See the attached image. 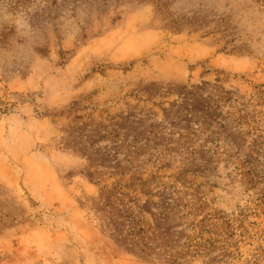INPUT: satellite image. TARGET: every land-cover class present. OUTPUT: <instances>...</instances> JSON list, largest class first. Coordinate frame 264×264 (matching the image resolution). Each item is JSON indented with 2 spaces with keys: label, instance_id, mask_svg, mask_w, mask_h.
Listing matches in <instances>:
<instances>
[{
  "label": "rangeland",
  "instance_id": "374dc122",
  "mask_svg": "<svg viewBox=\"0 0 264 264\" xmlns=\"http://www.w3.org/2000/svg\"><path fill=\"white\" fill-rule=\"evenodd\" d=\"M0 264H264V0H0Z\"/></svg>",
  "mask_w": 264,
  "mask_h": 264
}]
</instances>
